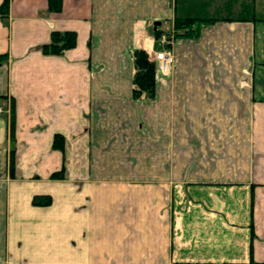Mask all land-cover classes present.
Listing matches in <instances>:
<instances>
[{"label": "crops", "instance_id": "0c3cea01", "mask_svg": "<svg viewBox=\"0 0 264 264\" xmlns=\"http://www.w3.org/2000/svg\"><path fill=\"white\" fill-rule=\"evenodd\" d=\"M58 7L0 10V264H264V0ZM186 17L211 22L132 99L131 51Z\"/></svg>", "mask_w": 264, "mask_h": 264}, {"label": "trees", "instance_id": "16d2710c", "mask_svg": "<svg viewBox=\"0 0 264 264\" xmlns=\"http://www.w3.org/2000/svg\"><path fill=\"white\" fill-rule=\"evenodd\" d=\"M60 0H48L49 10H57ZM7 0H3L0 10L6 11ZM211 22V20H198L192 18H177L173 21L174 37H194L198 27ZM152 35L155 39L160 35V30L156 28ZM75 45V33L72 31H52L48 43L41 46V51L44 54H61L64 50L73 48ZM157 43H155V48ZM133 74L131 78V96L132 99H139L142 96L153 98L154 96V63L149 61L144 50L133 49L131 51ZM3 57L0 55V61ZM53 148L62 150L63 138L59 134L53 136ZM52 179L62 178V169L54 171L49 175ZM50 203V198L47 195H35L31 199V204L34 206H46ZM185 264V263H172Z\"/></svg>", "mask_w": 264, "mask_h": 264}, {"label": "built area", "instance_id": "2783aa9c", "mask_svg": "<svg viewBox=\"0 0 264 264\" xmlns=\"http://www.w3.org/2000/svg\"><path fill=\"white\" fill-rule=\"evenodd\" d=\"M167 35V34H166ZM166 35L161 34L159 40H154L157 43L156 48L150 50L149 57L154 63L155 75H166L170 71L171 64L173 62L172 53L163 45L166 43ZM164 47V48H163ZM2 109H0V113Z\"/></svg>", "mask_w": 264, "mask_h": 264}, {"label": "rangeland", "instance_id": "374dc122", "mask_svg": "<svg viewBox=\"0 0 264 264\" xmlns=\"http://www.w3.org/2000/svg\"><path fill=\"white\" fill-rule=\"evenodd\" d=\"M156 28L157 29H159L160 30V34H162V30L163 29H167L168 28V26H166L165 28H160V27H158V25H156L155 26V28H153V24L152 25H150V27H149V31H150V33H151V30H156ZM153 32V31H152ZM165 33L167 34H165L166 35V43H164V44H170V42H172L173 41V39H174V29H173V27H169L167 30H165ZM159 38H160V35L158 36ZM177 38H182V37H177ZM189 38H191V37H189ZM154 40H157V39H155V37L153 36V41ZM169 51H170V49H169ZM171 52V51H170ZM53 55H56V54H53ZM57 55H59V54H57ZM147 58H148V60L149 61H151V59H150V57L149 56H147ZM174 60V59H173ZM173 63V62H172ZM172 65V64H171ZM154 77H155V71H154ZM154 97V96H153ZM139 99H153V98H148V97H145V96H142L141 98H139Z\"/></svg>", "mask_w": 264, "mask_h": 264}, {"label": "water", "instance_id": "95a60500", "mask_svg": "<svg viewBox=\"0 0 264 264\" xmlns=\"http://www.w3.org/2000/svg\"><path fill=\"white\" fill-rule=\"evenodd\" d=\"M158 23L156 22V23H153V28H155V26L157 25Z\"/></svg>", "mask_w": 264, "mask_h": 264}]
</instances>
